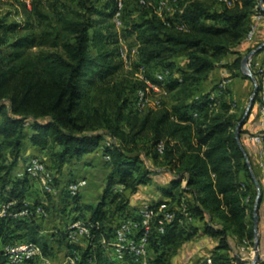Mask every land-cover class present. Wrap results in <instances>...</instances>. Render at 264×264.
<instances>
[{"label": "trees", "instance_id": "obj_1", "mask_svg": "<svg viewBox=\"0 0 264 264\" xmlns=\"http://www.w3.org/2000/svg\"><path fill=\"white\" fill-rule=\"evenodd\" d=\"M42 1L30 0L26 27L0 20V170L7 173L24 160L26 138L38 151L54 149L52 157L59 169L102 147V155L109 156V172L102 200L94 207L86 206L90 216L84 222L93 226L83 258L91 253L97 264H124L106 255L101 239L109 238L113 222L130 215L125 210L129 198L118 202L112 211L104 208L105 199L117 186L122 187L123 194L128 190L133 195L141 186L152 183L154 175L167 173L171 176L159 189L170 200L162 211L175 209V216L160 233L156 229L162 214L159 212L151 227L148 249L160 261L166 253L164 248L178 247L188 221L197 219L203 223L204 233L216 239L210 254L212 264H248L241 260L238 243L247 240L254 245L253 221L248 217L253 214L254 202L250 199L256 187L236 139L243 112L232 109L225 98L229 90L224 84H216L207 92L194 89L231 51V62L223 65L234 76L243 75L244 54L260 44L242 46L252 16L261 11L258 0H230V5L218 0L221 4L215 10L202 0H178L180 11L164 19L154 12L152 4L157 0H146L145 4L134 0L138 6L123 0L121 30L134 37L146 78L154 80L156 72L170 71L165 90L172 91V104L166 106L161 101L159 107L141 112L131 108V98L145 82L134 75V69L124 70L118 58L120 34L112 21L116 0H105L102 5L96 4L98 0H76L75 5H63L52 16L44 10ZM128 9L132 18L124 20ZM32 20L46 22L50 30L35 28ZM178 23L186 29L176 28ZM21 28L28 33L13 36ZM32 46L37 50H30ZM237 46L240 48L234 50ZM182 51L186 53L185 68L181 76L174 77L178 72L176 57ZM260 89L258 83V93L239 128V137L261 189L258 246L264 249L260 230L264 215V127L260 132L262 165L252 160L244 140L245 134H252L244 126L255 105L259 106ZM110 138L114 142L102 146ZM159 143L163 144L161 154L157 151ZM8 173L0 175V201L15 200L12 209L17 210L33 178ZM184 179L186 184L181 187ZM78 198L79 193L71 195L67 190L60 200L77 203ZM49 200L56 202L51 195ZM17 229L40 246L42 255L48 253V243L43 241L33 216L1 218L0 242ZM65 231L59 232L61 238H65ZM261 262L259 259L257 264ZM0 264H11L1 250Z\"/></svg>", "mask_w": 264, "mask_h": 264}, {"label": "built area", "instance_id": "obj_2", "mask_svg": "<svg viewBox=\"0 0 264 264\" xmlns=\"http://www.w3.org/2000/svg\"><path fill=\"white\" fill-rule=\"evenodd\" d=\"M230 5V0H221ZM145 4L146 0H140ZM152 4L150 1L147 2ZM154 12L162 19L167 16H172L175 12L180 11L178 6V0H157L155 4H152ZM123 7V0H116V8L112 16V21L119 29L122 26L121 12ZM264 16L262 11L254 15L255 20H260ZM256 23L250 25L247 33L248 38H251L255 30ZM176 28L185 30L186 27L183 23H178ZM121 36H118L120 41ZM121 42V41H120ZM130 55L138 61L136 46L130 51ZM118 56L125 62L127 58V50L125 46H118ZM129 61V60H128ZM249 67L252 66V57L248 60ZM145 67L138 61L137 69L134 70V75L140 79H143L145 86L137 90L131 98V108L135 111L141 112L149 108H157L161 105V100L158 98L161 93L165 91V81L169 75L168 71L156 72L154 80L147 79L145 74ZM254 73V72H253ZM257 76V84L260 83L261 89L259 91V120L254 133L251 134L250 140L254 144H261L262 136L261 130L264 127V62L259 65L255 72ZM259 81V82H258ZM222 84V83H221ZM114 142L113 139H108L104 144L111 145ZM157 151L159 154L163 153V144L157 145ZM105 159H109L108 155H103ZM262 164V163H261ZM30 176L37 178L40 184L49 192L54 188L53 175L47 168L45 163L37 156L29 157L24 163L19 164L15 170L16 177ZM85 184V180L71 181L67 190L71 195L79 193L80 189ZM15 204V200L0 201V219L4 217L13 218H29L37 213L43 212V207L40 205L30 206L26 201L23 205L13 210L12 206ZM264 205V197H263ZM164 207H155L153 205L144 204L137 208L135 215H128L117 219L113 225V230L109 238L103 237L101 243L105 249L106 255L113 261L119 263H133V264H148L146 261L147 250L149 244V236L151 233V227L156 218L161 212V217L157 220L156 229L163 233L167 224L171 223L175 216V209L164 210ZM93 226L90 222H84L81 220L73 221L67 226L65 231L66 240L70 243L76 241L79 237H85L86 240L90 237V228ZM245 241V240H242ZM0 250L6 256L7 261L11 264H24L28 263L35 258L42 255L40 246L29 240L20 239L9 243L0 242ZM239 254L243 260H246L248 264L252 263L255 256V249L245 248L244 245L239 246ZM264 257V250L260 251L258 247V260ZM65 264H97L92 258L91 253L85 258L79 255L75 250L72 254L66 256ZM101 264V263H100ZM205 264H212L211 257L209 256Z\"/></svg>", "mask_w": 264, "mask_h": 264}, {"label": "rangeland", "instance_id": "obj_3", "mask_svg": "<svg viewBox=\"0 0 264 264\" xmlns=\"http://www.w3.org/2000/svg\"><path fill=\"white\" fill-rule=\"evenodd\" d=\"M108 1V0H106ZM203 2H205L208 6H210L212 9H218L220 7V2H218V0H202ZM105 0H98L96 2V4L98 5H102L104 4ZM259 2V1H258ZM29 3L30 0H0V20L2 21L3 24H11L13 22H18L22 24V27L24 26V24H26L27 22V16H26V10L29 7ZM128 5H136L137 3L134 2V0H127L125 2V4ZM75 5L76 4V0H43L42 1V6L44 8V10L49 13L51 16L53 13H55L58 10H61L63 5L66 6H71V5ZM258 5V3H257ZM138 6V4H137ZM258 7V6H257ZM138 8V7H135ZM129 9L128 12H126L125 16H124V20H128L131 17V12L129 13ZM30 22V21H29ZM33 24V26L36 28H41V26L43 28H47V30H50V28L48 26H46L45 24H47L46 22H37V21H31ZM205 24H212L211 21H205ZM254 23L253 20L251 19V24ZM29 24V23H28ZM250 24V25H251ZM26 27V26H24ZM18 31H15L13 33V36L17 35H23V34H27L28 30L27 29H17ZM10 34V33H9ZM118 34H120L121 39L120 41L117 42L118 46H125L126 50H127V58H129L127 60V62L123 61L121 59V57L118 56L119 60L121 61L122 67L124 70H130V69H137L138 66V61H136V59H134L131 55H130V51L133 50V48L136 46L135 42H134V37H128L125 34H123V31L121 30V27L118 29ZM11 36V34H10ZM251 41L250 38H248V36L246 35L244 41L242 42V46L244 45H248L249 42ZM237 48L240 47H235L234 50H236ZM3 52H5L7 50V48H2ZM32 51H36L37 47L32 46L31 49ZM245 50H243L244 52ZM246 54V53H245ZM244 54V55H245ZM234 55L232 54V51L229 52L227 54V56L224 57V59L218 63L217 67L210 73L209 78L205 81H203L202 83H200L198 86L195 87L194 90H199L202 92H207L213 89V87L216 84H224L227 89L229 90V92L227 93V95H225V98L228 100L229 99V103L231 104V107L234 111L237 112H243L245 111V108L247 106V103L249 101V98L251 96V93L253 91V82L251 80L250 77H248L247 75L243 74L242 76H234L233 71H230L228 68L225 67V65L223 64H229L231 62V59ZM185 57H186V53L185 51L180 52V54L176 57V63H177V69L175 70V72H177V74H175L174 77H178L181 76V72L182 70L185 68ZM253 73V67H250ZM170 72V71H169ZM257 77V76H255ZM171 81V80H170ZM169 81V82H170ZM167 84L169 83H165L164 87L166 88ZM170 90V89H169ZM169 90H165L164 93H161L160 96H158V98L166 105V106H170L174 100V96L172 91L170 92ZM214 96V95H213ZM27 133H30L27 130ZM1 136H0V142H1ZM105 142V141H104ZM103 143L102 146H103ZM102 148V147H101ZM54 149H48L45 151H38L35 147H33L29 140L26 138L24 140V147H23V157L24 160H21L18 165L13 169V170H8V176H15V170L17 169V167L19 166V164L24 163L25 160H27L29 157L32 156H37L39 157L47 166V168L50 170V172L53 175V181H54V175L56 176V174L58 173H65V174H69L72 173L73 170L75 171H80V172H86L88 173L89 178L91 179L90 183L88 184L89 190H88V195H87V200L89 203H93L94 205L97 204L99 201L102 200V196H103V190L105 188V184H106V176L107 173L109 172V168H108V160L105 159L102 155V153H98L97 155H94V157H92V159H86V161H82V163H79L77 165V168L75 169H69V167H65V169L58 167L56 160L53 159L52 157V152ZM162 156H159V158H161ZM150 163H154L152 161V159L150 160ZM86 164V165H85ZM160 170H163L162 168H160ZM7 173H5L4 171L0 170V175L4 174L6 175ZM82 174V173H81ZM62 178H67L66 176L62 177ZM167 179V177H165ZM57 180V178H56ZM58 183V182H57ZM150 186V187H149ZM155 186H151L148 185L145 187V192H152L151 190L154 188ZM122 187L117 186L115 188V191H112L111 194H108L106 199H105V208L108 209L110 211H112V209L115 206H118V202H122L123 200H125V198H129V200L131 199L132 195L129 194V191H125L123 194V191L121 189ZM142 188V187H141ZM150 188V189H148ZM43 189V188H42ZM41 190V188H40ZM42 191V190H41ZM45 194H50L48 193V191H44ZM117 195L116 197H114V195ZM255 198H256V193H254V191H252L251 193V202H255ZM122 200V201H121ZM163 207H167L166 204ZM86 215H83V217H85ZM249 221H253V214L252 216L249 215L248 217ZM189 225L185 226L186 231L183 234L182 237V241L181 244L178 247H173L172 245L166 246L164 248V250H166L165 256H161V260L159 261L161 264H177L179 263V260L181 259V257L183 256V258L186 256L188 257V260H185V264H205L207 258L209 256H211V251L212 248L214 247L215 243H216V239H211L209 237L208 234L204 233V229H203V223L197 219H190L188 221ZM188 226H200V228L198 230H193L191 229V227ZM59 232L62 231L61 229L58 230ZM59 232L56 234V238H55V243L53 244L54 247L56 246V251L55 253H59L60 249H61V242L59 240V238L61 237L59 235ZM49 233L46 232V229L43 232V235L41 233V237L43 239V241L47 242L48 240H50L49 238ZM27 236H25L24 231L21 229H17L15 231L12 232V235H10V237H8V239H6V241H4V243H9V242H13L19 239H26ZM239 246L244 245L245 248H251L252 250H254V245H250V243L246 240V241H240ZM71 246H74L73 244H71ZM65 247V246H64ZM63 247V248H64ZM79 248H81L80 253L82 254L84 251V247L82 246H78ZM67 248V247H65ZM64 248V249H65ZM62 249V251L64 250ZM198 249L202 250L203 249V253H201V255H195L192 252H197ZM74 249H70L66 252L67 254H72ZM163 250V251H164ZM164 254V253H163ZM236 255H238V253H236ZM185 257V258H186ZM53 259V256L52 258ZM190 260V261H189ZM242 260V258H241ZM164 261V263H163ZM178 261V262H177ZM183 261V260H182ZM39 262V263H38ZM177 262V263H176ZM184 262V261H183ZM32 264H41L39 261V258H35L34 262Z\"/></svg>", "mask_w": 264, "mask_h": 264}, {"label": "crops", "instance_id": "obj_4", "mask_svg": "<svg viewBox=\"0 0 264 264\" xmlns=\"http://www.w3.org/2000/svg\"><path fill=\"white\" fill-rule=\"evenodd\" d=\"M259 1V0H258ZM264 5V3H263ZM253 22L256 23L255 30L253 32V35L251 36V41L249 44L257 45L258 43H263L264 42V16L260 20H255L254 15L252 16ZM259 44V45H260ZM264 62V49L255 54L252 57V67H253V72H256L258 69L259 65ZM259 106L255 105L254 109L252 110L244 128L248 130V132L254 133L258 120H259ZM251 136V135H250ZM249 134L244 135V140L246 145L248 146V151L249 154L252 158V160L255 163H258L259 165H262V145L261 144H254L250 140ZM102 148H98L96 151L93 153L84 155L82 158L79 160H74L70 164H65L61 168L65 169V167H69V169L77 168V165L79 163H84L86 159H92L94 155H97L98 153H101ZM86 165V164H85ZM82 173V174H81ZM66 176L67 178H62ZM170 174L167 173H159L156 174L152 177V180L150 184L143 185L139 188V190L132 195L131 199L128 202V205L126 206V214H132L135 215L137 208L141 205L148 204V205H154L157 207H163L167 202L170 200V196L164 195L162 191L159 189V186H165L170 178ZM54 177L57 178L56 180V185L54 186L53 190L49 191V195H51V198H55L56 202H52V200H49V195L45 194L44 191H47L39 182L37 178H33L30 180V185L27 188L25 192V198L24 201H26L30 206H35V205H40L43 207V212L42 213H37L35 214L34 220L36 223L40 225V233H42L46 229V232L49 233V238L50 240L47 241L48 243V253L46 255H41L39 258V261L41 264H65L66 252L69 250V245L73 244L74 246H71V249H74L79 255H81L80 250L78 246L86 247L87 246V240L85 237H79L76 241L70 243L66 240L65 238H59L61 242V249L59 253H55L56 251V246L54 247L53 244H56L55 238H56V231L58 230H66L67 226L70 225L73 221L76 220H81L85 221L84 219L89 218L90 216V209H88L86 206H91L94 207L95 205L93 203H89L87 200V193L89 190L88 184L90 183L91 179L88 176V173L86 172H80V171H75L73 170L72 173L65 174L58 173ZM167 177V179L165 178ZM85 180V184L79 191V198L77 203H72V202H62L60 200V197L62 195V192L67 191V186L71 181L74 180ZM262 179V184L264 185V174L261 177ZM58 182V183H57ZM186 184V180L181 181V187H184ZM148 185H153L155 186L151 191L152 192H145V187ZM150 187V186H149ZM41 188V190H40ZM43 188V189H42ZM150 189V188H148ZM77 205H81V208H76ZM105 208V207H104ZM83 215H86L83 217ZM117 221V220H116ZM115 222H113L112 225H114ZM260 230L262 233V243L264 244V215L263 218L261 219L260 222ZM59 232V231H58ZM259 232V230H258ZM60 235V234H59ZM259 235V234H258ZM67 248H65V247ZM65 249H64V248ZM259 247V246H258ZM83 248V249H84ZM62 249H64L62 251ZM260 249V247H259ZM264 249H260L262 251ZM203 249L199 250L197 252H192L195 255H201L203 253ZM53 256V259H51ZM186 257V256H185ZM181 257L179 260V263L177 264H185V260H188L186 258ZM211 257V256H210ZM184 262H183V261ZM146 261L148 264H161L156 256L155 253H153L152 249L149 248L147 250V257ZM190 261V260H189ZM164 263V262H163ZM261 264H264V257L262 258Z\"/></svg>", "mask_w": 264, "mask_h": 264}, {"label": "water", "instance_id": "obj_5", "mask_svg": "<svg viewBox=\"0 0 264 264\" xmlns=\"http://www.w3.org/2000/svg\"><path fill=\"white\" fill-rule=\"evenodd\" d=\"M264 0H259L258 2V8L264 13ZM264 49V42L261 43L260 45H258L256 48L250 50L249 52H247L242 60H241V71L243 74L247 75L248 77L251 78L252 82H253V91L251 93V96L249 98V101L247 103V106L245 108V111L243 113V116L241 118V120L238 122L237 126H236V139L238 141V144L240 146V148L242 149L243 153H244V156H245V159H246V162L248 163L249 165V168L251 170V174H252V177H253V180H254V184H255V187H256V198H255V202H254V209H253V227H254V248H255V256H254V259L252 260V263L251 264H257L258 262V206H259V201H260V197H261V189H260V185H259V182L252 170V167H251V164H250V161H249V158H248V154L246 153V150L244 149V147L242 146L241 144V141H240V137H239V128L241 127L242 123L244 122V120L246 119V117L248 116L252 106H253V103H254V100H255V97L258 93V84H257V80L254 76V74L252 73V70L251 68L249 67V64H248V60L253 57L255 54H257L260 50Z\"/></svg>", "mask_w": 264, "mask_h": 264}]
</instances>
